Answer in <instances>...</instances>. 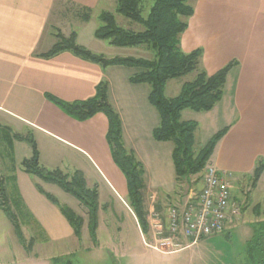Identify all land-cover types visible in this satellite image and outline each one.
<instances>
[{
	"label": "crops",
	"instance_id": "1",
	"mask_svg": "<svg viewBox=\"0 0 264 264\" xmlns=\"http://www.w3.org/2000/svg\"><path fill=\"white\" fill-rule=\"evenodd\" d=\"M189 2L193 12L180 34V48L184 52L199 49L200 64L208 74L228 63L231 67L226 74L221 99L208 110L183 109L181 118L197 122L194 144L199 141L201 146L215 132L227 127L208 161L214 163L220 172L230 174L231 187L244 197L253 190L264 194V169L254 186L250 179L256 160L264 157V0ZM115 8L116 0H0V121L19 126L16 129L20 133L24 126L39 134L41 141L45 142V147L39 149L44 167L59 168L66 173L81 171L87 186L96 187L98 199L99 184H103L109 195L124 203L143 237L137 218L128 200L124 199L127 198L126 179L111 156L106 139V115L97 112L87 119L77 120L46 97L51 94L65 101L83 100L93 96L95 86L105 80L108 100L120 117L124 144L134 151L143 165L146 213L149 206L165 212L169 202H174L177 196L173 142L156 140L152 136L160 118L148 99L150 84L129 80V76L141 68L126 65L104 67L70 50L59 51L50 57L40 55L52 46L57 32L65 36L75 32L78 44L102 53L96 49L100 48L97 46L100 42L90 39L84 43L80 40L81 32L92 20L98 19L100 12H113ZM87 15L89 19L85 20ZM95 29L91 30L93 36ZM189 74L188 78L183 75L169 79L164 95L175 96L181 85L195 76V72ZM8 140L11 143L10 136ZM45 152H48L47 156ZM90 175H95L93 182L88 179ZM12 177L16 192L12 199L18 202L22 227L30 238L58 244L77 239L59 205L38 189L39 185L64 205L66 203H61L60 199L65 196L57 185L21 169ZM246 181L250 184L249 190ZM194 186L199 188L200 180ZM232 198L238 201L235 195ZM242 203L241 207L246 210L249 206L247 198ZM259 205L254 204L253 210L259 209ZM101 206L103 211L107 210L106 206ZM79 207L83 212V227L87 221L86 213L80 204ZM0 211L2 228L6 232L13 230L8 218ZM236 220L237 217L230 224ZM36 231L40 233L38 236ZM5 236L1 235L0 242ZM28 252L32 253L31 250ZM42 260L47 264V260Z\"/></svg>",
	"mask_w": 264,
	"mask_h": 264
},
{
	"label": "trees",
	"instance_id": "2",
	"mask_svg": "<svg viewBox=\"0 0 264 264\" xmlns=\"http://www.w3.org/2000/svg\"><path fill=\"white\" fill-rule=\"evenodd\" d=\"M143 2L144 0H116L115 8L116 13L141 24L143 27L141 30L135 31L118 25L114 14L105 10L98 15L100 23L94 30V36L97 39L106 40L110 45L119 47L145 45L147 49L150 48L154 51L153 58L107 57L78 44L75 32H71L67 36L57 32L52 46L40 55L50 57L59 51L70 50L77 56L104 67L126 65L141 68L139 72L129 76V80L132 83L146 82L150 84L148 99L156 107L160 118L158 125L152 130V136L156 140H171L173 142L174 179L178 189L180 183L189 182L192 176L199 179L217 141L227 129L224 127L218 130L205 144L194 150V132L198 124L195 120H183L181 111L186 108L197 111L208 110L219 101L231 63L208 74L200 64L201 51L199 49L184 52L180 48V34L187 27V18L193 12L189 0H153L145 16L142 15ZM88 17L87 15L85 20L89 19ZM190 72H195V76L191 80L185 81L175 96L166 97L164 95V87L169 79ZM46 97L77 120L87 119L97 112H103L106 115L108 121L106 139L110 145L111 156L125 176L128 204L137 218L142 233L145 234L148 231V222L143 193L145 188L144 169L134 151L124 144L120 117L107 97V82L99 81L95 86L94 95L83 100L65 101L51 94H46ZM10 138L11 141L12 138L27 140L31 145V156L23 158L20 162L23 171L37 176L42 181L57 185L79 201L85 209L90 237L95 240L99 210L96 187H88L79 170L66 173L59 168L49 169L40 164L39 151L32 136L14 133ZM263 169L264 157H260L256 160L250 174L252 186L255 185ZM38 189L50 201L59 205L61 213L72 226L75 236L79 238L83 217L72 208L59 204L52 194L45 192L39 185ZM13 205L17 206L18 202L8 197L5 178L0 172V210L10 221L19 243L28 252L31 250L34 238L28 240L25 238ZM263 238L264 230L254 226L253 235L246 245L245 264H264Z\"/></svg>",
	"mask_w": 264,
	"mask_h": 264
},
{
	"label": "rangeland",
	"instance_id": "3",
	"mask_svg": "<svg viewBox=\"0 0 264 264\" xmlns=\"http://www.w3.org/2000/svg\"><path fill=\"white\" fill-rule=\"evenodd\" d=\"M152 1L144 0L143 16L147 14ZM112 13L116 23L124 28L132 30L143 28L141 24L116 13V11ZM99 23V20L96 19L87 24L83 32H81L80 40L84 43L90 39H93L94 42H100L97 43L100 48L96 49H99L102 53L104 52V55H108V57L112 55L154 57V51L150 48L147 49L145 45L119 47L108 45L107 41H102L103 43L98 41L91 34V30L93 27H97ZM190 75L188 73L185 78ZM16 128L20 127H16L10 122L4 123L0 121V172L5 178L6 191L10 199L16 196L14 177L12 176L15 175L16 170H23L20 165L21 160L31 156V145L27 140L12 138L11 143L8 142L9 136L14 133H20V130ZM21 131L20 134L22 135L32 136L38 151L45 147V142L41 141V137L34 129L22 126ZM196 139L199 140L198 137ZM200 146L201 143L199 141L195 142L194 150ZM47 153L45 152L46 156ZM39 162L42 164L40 156ZM94 176H88L90 182L95 180ZM35 178L38 177L35 176ZM199 180L200 177L196 179L195 176H192L189 182L180 183L174 202L171 201L169 203L177 204L181 202L188 195V191L195 187V183ZM245 184L246 189L249 190L250 184H248V181ZM99 186L100 198L98 200L100 208L95 240L90 237L86 221L81 227L79 238L63 241V244L52 241L39 242V238H37L34 239L31 247L32 253H30L26 252L23 246L19 244L13 230L7 229L8 231L6 232L0 224V237L2 234L6 235L3 239L4 241L0 242V264H43L41 262L43 261L42 259L47 260V264H245L246 245L253 235L254 226L264 230L263 191L253 190L244 197V194L230 186L231 196L235 195L238 200L235 201L240 205V212L237 215V220L228 225V229L226 228L222 232L200 238L196 242H192L189 238L179 237L173 240V244L167 243L162 246L158 243V246H156L149 231L141 237L134 219L124 203L114 195H109L110 193H108L103 184H99ZM92 187L95 186L92 185ZM60 190L65 196V199L59 198L60 202L63 203L64 201L66 203L64 205L69 206L77 214L82 215L83 212L79 207V201L61 188ZM244 198H247L249 202L246 210L241 207L246 202L245 200L241 204ZM105 203L106 205H104ZM256 203L260 204L259 209L253 210L252 206ZM101 205L106 206L107 210L103 211ZM12 207L22 227L23 221L20 212L17 206L13 205ZM22 231L28 240L31 236H28L29 234L24 227H22ZM38 234L40 233L36 231L35 235L38 236ZM34 255H37V259H34Z\"/></svg>",
	"mask_w": 264,
	"mask_h": 264
},
{
	"label": "built area",
	"instance_id": "4",
	"mask_svg": "<svg viewBox=\"0 0 264 264\" xmlns=\"http://www.w3.org/2000/svg\"><path fill=\"white\" fill-rule=\"evenodd\" d=\"M200 182L199 188L192 187L181 203L168 205L165 212L149 206L148 231L156 246L173 244L179 237L196 242L222 232L237 217L240 207L231 196L230 174L207 161Z\"/></svg>",
	"mask_w": 264,
	"mask_h": 264
},
{
	"label": "water",
	"instance_id": "5",
	"mask_svg": "<svg viewBox=\"0 0 264 264\" xmlns=\"http://www.w3.org/2000/svg\"><path fill=\"white\" fill-rule=\"evenodd\" d=\"M263 240H264V238H263Z\"/></svg>",
	"mask_w": 264,
	"mask_h": 264
}]
</instances>
